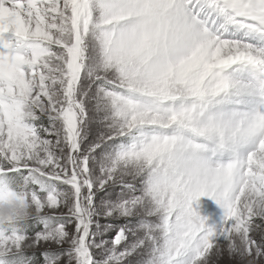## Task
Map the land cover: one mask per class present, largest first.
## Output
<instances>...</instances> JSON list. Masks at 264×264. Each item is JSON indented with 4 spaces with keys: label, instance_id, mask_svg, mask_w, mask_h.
Segmentation results:
<instances>
[{
    "label": "snow or ice",
    "instance_id": "obj_1",
    "mask_svg": "<svg viewBox=\"0 0 264 264\" xmlns=\"http://www.w3.org/2000/svg\"><path fill=\"white\" fill-rule=\"evenodd\" d=\"M4 177L0 264H264V0H0Z\"/></svg>",
    "mask_w": 264,
    "mask_h": 264
},
{
    "label": "clouds",
    "instance_id": "obj_2",
    "mask_svg": "<svg viewBox=\"0 0 264 264\" xmlns=\"http://www.w3.org/2000/svg\"><path fill=\"white\" fill-rule=\"evenodd\" d=\"M30 196L24 182L0 179V231L15 228L36 214Z\"/></svg>",
    "mask_w": 264,
    "mask_h": 264
},
{
    "label": "rangeland",
    "instance_id": "obj_3",
    "mask_svg": "<svg viewBox=\"0 0 264 264\" xmlns=\"http://www.w3.org/2000/svg\"><path fill=\"white\" fill-rule=\"evenodd\" d=\"M206 205V206H205ZM193 208L196 209L202 216L207 217V223L209 225H214L220 222L223 215V210L216 205L215 201L211 198L205 196L201 197L198 201L193 203ZM41 251L36 252V257L38 260L42 259ZM219 264H229L228 257L225 256L220 259Z\"/></svg>",
    "mask_w": 264,
    "mask_h": 264
}]
</instances>
